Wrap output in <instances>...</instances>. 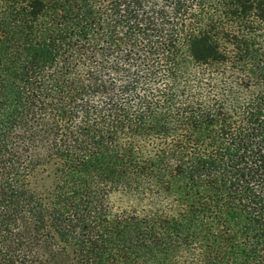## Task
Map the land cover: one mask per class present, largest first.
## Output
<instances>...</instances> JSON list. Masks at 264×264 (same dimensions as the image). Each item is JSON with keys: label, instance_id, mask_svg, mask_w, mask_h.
Masks as SVG:
<instances>
[{"label": "trees", "instance_id": "obj_1", "mask_svg": "<svg viewBox=\"0 0 264 264\" xmlns=\"http://www.w3.org/2000/svg\"><path fill=\"white\" fill-rule=\"evenodd\" d=\"M0 264H264V0H0Z\"/></svg>", "mask_w": 264, "mask_h": 264}, {"label": "rangeland", "instance_id": "obj_2", "mask_svg": "<svg viewBox=\"0 0 264 264\" xmlns=\"http://www.w3.org/2000/svg\"><path fill=\"white\" fill-rule=\"evenodd\" d=\"M109 202L112 211L120 210L121 208L126 207L127 201L125 197L119 191H112L109 195Z\"/></svg>", "mask_w": 264, "mask_h": 264}]
</instances>
